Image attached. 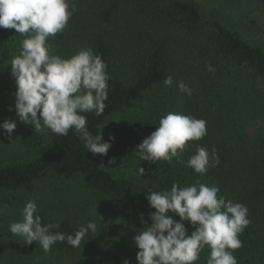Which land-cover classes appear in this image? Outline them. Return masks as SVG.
Masks as SVG:
<instances>
[{
	"label": "trees",
	"instance_id": "1",
	"mask_svg": "<svg viewBox=\"0 0 264 264\" xmlns=\"http://www.w3.org/2000/svg\"><path fill=\"white\" fill-rule=\"evenodd\" d=\"M208 1L216 0H68L69 10L74 11L65 29L55 35L60 47L53 50L54 55L69 58L90 47L107 64L110 77L104 113H85L93 136L102 131L103 137L111 117L132 110L140 114L137 123L147 131L144 138L169 112L206 121L207 134L188 141L185 150H178L171 160L148 161L141 178H117L91 159L93 154L73 130L67 136L49 130L44 138L28 132L17 136L21 154L11 144L8 151L0 143V200L5 192L32 190L35 181L47 173L67 180L78 176L100 198L101 209L112 215L120 212L121 217L130 215L129 224L132 217L140 221L137 214L150 216L155 211L146 199L151 191L170 190L173 183L184 187L199 182L217 187L218 197L248 208L250 223L239 234L242 247L233 254L238 264H264V127L256 121L252 137L239 131L246 125L239 117L245 107L260 103L264 95V48L256 40L264 33V0H236L243 6V19L251 13L261 18V22L249 21L246 38L225 27L215 8L208 12ZM24 38L15 29L0 28L1 59L6 60ZM207 65L215 70L208 71ZM168 75L173 77L171 86L163 83ZM178 81L192 89L190 96L179 91ZM195 145L210 154L214 150L219 157V164L205 174L187 164ZM122 223L112 233L119 236L116 251L109 243L95 245L99 253L108 250L110 264H123L130 256H126L130 238ZM184 223L191 234L193 226ZM138 224L133 233L137 226V232L145 226ZM76 230L70 220H62L58 229L65 235H74ZM85 240L78 248L66 240L57 242V248L73 254L86 246ZM208 255L205 248L195 264H207Z\"/></svg>",
	"mask_w": 264,
	"mask_h": 264
},
{
	"label": "clouds",
	"instance_id": "2",
	"mask_svg": "<svg viewBox=\"0 0 264 264\" xmlns=\"http://www.w3.org/2000/svg\"><path fill=\"white\" fill-rule=\"evenodd\" d=\"M74 11V8H73ZM73 11L68 0H0V28L15 29L25 38L19 54L11 60V75L15 79V112L18 119L35 130L48 128L54 134L67 136L73 130L92 154L107 155L115 137L103 141L102 131L93 136L87 128L85 113L101 116L108 99L107 64L89 48H82L69 58L54 55L49 37L62 32ZM208 71L215 69L207 65ZM165 86L173 84L168 75ZM181 93L192 94L183 81L177 82ZM11 110V108H10ZM16 122L6 119L0 123L11 139ZM206 121L190 115L169 112L159 126L137 146L141 161H168L183 152L188 141H197L206 135ZM196 152L187 164L196 173L205 174L209 167L219 164V157L195 145ZM115 158L109 164H115ZM100 167H104L103 164ZM141 176L145 169L137 171ZM219 189L197 182L181 187L173 183L170 190L151 191L146 199L151 208V225L134 236L139 251L138 264H195L207 248V264H238L234 251L242 247L239 234L249 225L248 208L238 202L218 197ZM34 200L26 202L22 219L12 222L9 230L24 238L27 244L38 242L45 252L57 242L67 241L80 247L89 233L97 231L95 222L82 224L73 234L65 235L59 223H42ZM171 212L173 215H169ZM178 216L179 220L174 217ZM189 222L191 234L185 226ZM123 264H130L128 259Z\"/></svg>",
	"mask_w": 264,
	"mask_h": 264
},
{
	"label": "rangeland",
	"instance_id": "3",
	"mask_svg": "<svg viewBox=\"0 0 264 264\" xmlns=\"http://www.w3.org/2000/svg\"><path fill=\"white\" fill-rule=\"evenodd\" d=\"M208 9L210 12L213 8L218 11L220 21H222L228 29L239 33L242 37H247L245 31L249 26V21L252 18L260 19L257 13H251L246 19H243L242 7L236 0H216L215 2L208 1ZM259 20V22H261ZM245 37V38H246ZM258 44L264 48V33L257 36ZM48 43L53 50L59 49L60 44L55 41L54 37H49ZM21 45L12 53L5 57L6 60L1 59L0 52V123L6 119H11L16 122V129L12 134L11 139L7 134L0 129V143L4 145L6 150L9 144L12 145V150L21 154V148L16 144L17 136H23L28 132L33 133L37 137L44 138L46 133H49L48 128H42L37 131L32 125L21 122L16 116L15 112V92L16 83L14 77L11 75V60L14 56L19 54ZM54 54V53H52ZM262 98V99H261ZM260 103L248 104L241 115L246 121L244 129L239 131L252 137L253 131L256 129L255 122L258 124L262 122L264 127V95L261 94ZM247 102L249 101L245 98ZM4 103L8 104L4 107ZM244 104V102H242ZM3 104V105H2ZM4 107V109H3ZM13 109V110H10ZM249 110H254L250 112ZM133 114H135L133 116ZM256 114L252 117L251 115ZM229 112L225 116V121L229 122ZM256 117V118H255ZM140 114L135 111H128L118 113L111 117L105 124L103 129V141H108L110 136H114L115 140L111 143V147L107 155L93 154L91 159L104 167L115 177L123 178L127 176H134L141 178L142 176L137 172L139 168L146 167L148 161H141L139 151L136 149L143 141V136L147 134L141 126L137 123ZM252 121V119H254ZM200 119V118H199ZM263 129V128H260ZM156 130V129H155ZM153 130V131H155ZM39 135V136H38ZM115 158V164H109V160ZM146 171V170H145ZM34 200L37 204V214L42 217V223H61L62 220H70L73 226L79 228L82 224L86 225L88 222H95L97 224V231L86 235V243L84 247L80 248L78 252L73 254H66L57 248V243L51 247V250L45 252L38 242L27 244L23 237L13 235L9 230V225L12 222L22 219L21 210L26 202ZM100 198L92 194L88 190L80 177L67 180L61 176L53 173H47L33 185L30 191L5 192L0 200V264H110L112 259L106 256L108 250L102 253L98 252L97 243L112 246V250L116 251L117 238L112 233L118 228L119 221H123L126 236L129 239L128 251L125 257L130 261V264H138L136 254L139 249L134 243L136 224L150 223V216L139 215L138 222L132 217L134 221H130V215L120 216V212L115 211V214H110L105 209H101ZM138 224V225H139ZM143 224V223H142ZM59 229V228H58ZM53 229V231H58ZM121 231H123L120 228ZM121 249V246L118 245ZM115 261L113 264H118Z\"/></svg>",
	"mask_w": 264,
	"mask_h": 264
}]
</instances>
